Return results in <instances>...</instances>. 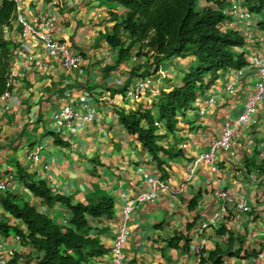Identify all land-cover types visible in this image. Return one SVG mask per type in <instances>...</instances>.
Masks as SVG:
<instances>
[{
	"label": "crops",
	"instance_id": "1",
	"mask_svg": "<svg viewBox=\"0 0 264 264\" xmlns=\"http://www.w3.org/2000/svg\"><path fill=\"white\" fill-rule=\"evenodd\" d=\"M16 2L21 16L39 27L42 17L51 15L55 23L52 35L81 56L82 63L67 70L60 58L47 55L41 42L30 39L22 43L24 51H17L13 65L17 81L14 98L0 102V172H16L20 164L36 180L46 181L54 193L71 197L75 203H87L102 195L112 197L116 218L105 224L110 233L102 237L109 252L95 264H109L110 248L122 220V195L135 198L148 193L146 173L165 182L167 189L154 202L141 204L134 212L125 245L127 264H195V256L185 240L175 241L179 242L177 249L170 248V243L179 236L190 240V247L202 224L209 222L224 205L228 209L224 222L204 233L207 245L201 264H217L210 259L214 253L222 257L221 264H255L249 255L264 248V101L257 108V123L240 130L230 153L219 152L213 165H199L192 180L190 168L199 155L209 151L211 141L221 137L225 123L242 114L254 91L258 72L248 62L258 53L264 54V30L257 26L256 20L251 27L234 21L244 36L249 35L244 50L248 64L242 74H237L239 70L222 73L191 109L178 116L175 133L168 134L162 142L163 147L175 152L160 153V166L137 138L127 132L119 112L152 109L159 90L177 84L189 63L181 59L166 62L157 78H152L153 88H158L153 95L134 101L126 94L121 100L118 91L131 82L128 93L140 79L122 76L128 70L124 67L128 62L111 73L106 72L107 67L115 65L118 56L103 40L104 34L113 31L111 13L118 10L117 5L112 7L111 0ZM235 4L237 1L231 7ZM17 28L12 34L20 42V27ZM210 98L214 100L212 105L207 104ZM68 104L80 114L86 106L93 108L99 119L72 130L57 131L55 120ZM53 133L67 146H58ZM159 133H165L163 128ZM39 145L45 147L41 163L35 171L29 170L28 151ZM45 167L48 169L44 170ZM37 170L44 171L43 177H38ZM13 191L21 192L48 212L42 201L20 182L16 181ZM220 192L227 196L221 199ZM243 199L251 209L248 213L237 208ZM49 213L60 219L67 211L56 206ZM0 239L15 244L2 235ZM23 249L30 252L26 247Z\"/></svg>",
	"mask_w": 264,
	"mask_h": 264
},
{
	"label": "trees",
	"instance_id": "2",
	"mask_svg": "<svg viewBox=\"0 0 264 264\" xmlns=\"http://www.w3.org/2000/svg\"><path fill=\"white\" fill-rule=\"evenodd\" d=\"M118 10L111 13L113 31L103 40L117 52L111 73L122 64L135 59L148 60L146 65L134 67L131 79L144 80L160 74L166 62L181 59L189 63L179 82L171 89H161L152 109L119 112L122 125L160 164L159 154L172 155L162 142L177 129L178 116L191 109L209 85L227 71L243 69L247 63L245 48L248 38L242 31L229 26L235 19L225 10L235 1L249 11L264 30V0H111ZM18 5L16 0H0V100L11 90L9 84L13 65L21 43L13 32ZM256 26V27H257ZM18 29V28H17ZM20 32V28H19ZM131 83V82H130ZM128 83L121 92H127ZM157 112V114H154ZM160 124V127L156 124ZM162 124V125H161ZM163 128L164 134L159 133ZM58 146H67L53 133ZM16 181L34 198L42 201L45 212L25 198L21 192L11 191L0 196V235L9 238L11 232L22 238V245L30 252L18 256L12 264L24 259L26 264H95L109 252L102 237L110 233L107 222L116 218L115 200L106 195L75 203L71 197L56 194L44 180H36L17 164ZM62 206L67 213L56 219L49 212ZM15 220L17 225H11ZM176 237L170 248H178ZM255 251L250 258H256ZM217 264L222 257L210 256Z\"/></svg>",
	"mask_w": 264,
	"mask_h": 264
},
{
	"label": "built area",
	"instance_id": "3",
	"mask_svg": "<svg viewBox=\"0 0 264 264\" xmlns=\"http://www.w3.org/2000/svg\"><path fill=\"white\" fill-rule=\"evenodd\" d=\"M17 5L18 16L15 25L19 26L21 29L19 32V40H21L20 51H24L22 43L30 39H35L44 45L47 55L50 58H60L65 69L73 70L82 63L81 56L75 55L67 43L56 40V38L52 35L51 31H53L55 23L51 15H44L41 19L42 27H39L35 24L29 23L23 18L21 16L20 5L18 3ZM225 14L231 15L235 20L245 23L246 27H251L252 22L255 20L253 15L246 9H243L239 3L225 10ZM229 26L232 28L237 27L234 22H231ZM248 36L249 35L247 34L245 35L247 38ZM29 60L30 62H33L34 58L30 57ZM248 63L258 72V81L255 85L254 91L247 99L242 114L235 120H228L223 127L221 137L211 141L209 151L199 155L195 159L190 168V180L195 177L199 165L204 163L213 165L216 161V155L219 152L230 153L233 149L235 139L240 136V130L242 128L257 123L255 118L257 108L264 101V54L258 53L251 60H249ZM242 70L243 69L239 70L237 74L241 75ZM16 84L17 81L15 80L14 75H12L11 82L9 84L11 90L2 97L0 102H7L14 98V87ZM152 85V78L139 80L135 83L133 89L127 93V96L134 101H140L143 99L144 95H147L150 91H152ZM213 101L214 100L210 98L208 99L207 104L212 105ZM98 119V114L95 109L88 108V106H86L85 112L80 114L74 110L72 105L68 104L62 109L59 116L56 118L55 128L57 131H63L65 129L72 130L77 125H89L96 122ZM156 126L160 127V124L157 123ZM44 149L45 147L43 145H39L28 151L26 160L29 170L34 169L35 171L36 165L41 163ZM47 169L48 167L44 168V170ZM35 173L38 174L39 178H41L43 177L44 171L37 170ZM16 178L17 175L15 171L0 172V194L4 195L13 191ZM145 180L150 188L148 193L138 195L135 198H130L126 194L122 195V199L124 200L122 220L117 236L110 248L109 264H127L125 245L130 237L128 224L134 212L139 205L154 202L159 197V194L167 189L166 183L155 176L146 173ZM218 195L221 199L227 196L226 193L221 192L218 193ZM231 200L232 199H229L228 201ZM237 208L244 213H248L251 210L245 199L241 200V202L237 205ZM227 215L228 209L227 206L224 205L214 214L209 222L203 223L200 227L197 235L194 237L193 244L190 246V251L195 256V264H201L206 253L207 239L204 238V233L210 228L220 226L221 223L224 222ZM10 224L15 226L17 225V222L12 220ZM14 242L17 246H15V244L9 245L6 239H0V264H12L18 256L29 253L23 249L24 246L22 245L21 236L17 235ZM19 245L23 247L20 248ZM253 261L255 264H264V248L259 250L258 256L254 258ZM17 264H26V261L19 260Z\"/></svg>",
	"mask_w": 264,
	"mask_h": 264
},
{
	"label": "rangeland",
	"instance_id": "4",
	"mask_svg": "<svg viewBox=\"0 0 264 264\" xmlns=\"http://www.w3.org/2000/svg\"><path fill=\"white\" fill-rule=\"evenodd\" d=\"M110 5H111L112 7H114V8L116 7V4H115L114 2H112V1L110 2ZM20 30H21V29H20ZM146 63H148V60H146V59H141V60L134 61V62H133L132 60L129 61L128 64L126 63V64L124 65V67H125L126 69H128V70H127L122 76L125 77V75L127 76V75H130V74L132 73L133 70H131L130 67H133V68H134V67H137V66L139 67V65H144V64L146 65ZM159 77H160V76H159ZM125 78H126V77H125ZM155 78H157V77H155ZM152 81H154V79H153ZM153 85H154V83H153ZM153 85H152V86H153ZM157 89H158V88L154 89V88L152 87V91H150V93H149L150 96L153 95L152 93L155 92ZM164 89H165V88H164ZM164 89H163V90H164ZM160 90H161V89H160ZM160 90H159V92H160ZM126 94H127V92H121V93L118 94L117 96H119V98L122 100V99L125 97ZM150 96H149V97H150ZM143 97H145V95H144ZM149 97H148V98H149ZM15 237H16L15 233L11 232L9 239L15 241Z\"/></svg>",
	"mask_w": 264,
	"mask_h": 264
}]
</instances>
